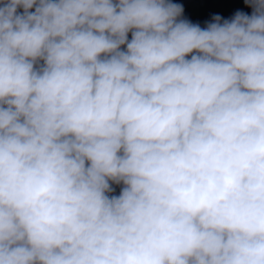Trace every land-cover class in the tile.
Masks as SVG:
<instances>
[{"label": "clouds", "instance_id": "obj_1", "mask_svg": "<svg viewBox=\"0 0 264 264\" xmlns=\"http://www.w3.org/2000/svg\"><path fill=\"white\" fill-rule=\"evenodd\" d=\"M245 3L202 29L167 0H3L0 264H264Z\"/></svg>", "mask_w": 264, "mask_h": 264}]
</instances>
